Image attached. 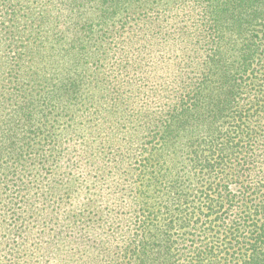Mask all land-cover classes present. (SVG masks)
<instances>
[{"label":"trees","instance_id":"trees-1","mask_svg":"<svg viewBox=\"0 0 264 264\" xmlns=\"http://www.w3.org/2000/svg\"><path fill=\"white\" fill-rule=\"evenodd\" d=\"M0 264H264V0H0Z\"/></svg>","mask_w":264,"mask_h":264}]
</instances>
